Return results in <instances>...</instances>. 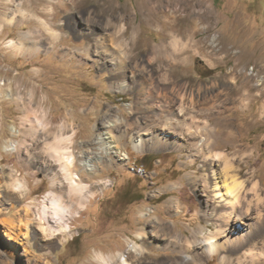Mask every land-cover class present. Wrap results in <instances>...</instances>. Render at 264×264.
I'll return each mask as SVG.
<instances>
[{
	"label": "rangeland",
	"instance_id": "obj_1",
	"mask_svg": "<svg viewBox=\"0 0 264 264\" xmlns=\"http://www.w3.org/2000/svg\"><path fill=\"white\" fill-rule=\"evenodd\" d=\"M62 1L0 0V264H100L98 252L126 253L133 240L146 248L141 264L179 260L176 233L199 239L220 223L210 215L223 202L207 158L217 150L232 160L250 203L227 231L262 229L230 254L232 264L241 254L242 264H264V0H194L196 15L206 2L209 30L201 18L196 29L183 19L144 20L138 0ZM173 37L178 49L168 44ZM163 41L165 52L154 51ZM118 46L124 67L118 54L110 59ZM174 117L170 131L165 122ZM111 120L119 129L109 137L128 158L102 153L95 173L80 171L94 195L84 191V208L72 204L69 231L42 234L32 218L26 235L13 222L17 239L9 240L6 219L16 221L28 204L41 211L50 190L67 196L58 141L77 160L100 152L96 137ZM151 129L158 145L136 150L131 138ZM201 136L209 137L205 148ZM189 264L220 263L214 254Z\"/></svg>",
	"mask_w": 264,
	"mask_h": 264
},
{
	"label": "bare ground",
	"instance_id": "obj_2",
	"mask_svg": "<svg viewBox=\"0 0 264 264\" xmlns=\"http://www.w3.org/2000/svg\"><path fill=\"white\" fill-rule=\"evenodd\" d=\"M193 1L194 0H138V3L141 8H144L147 11L146 15H144V20L156 21L159 19L163 20L169 18H174L175 20L183 19L192 22L191 28L196 29L197 22L195 21V18H201L205 23H207V26H205L204 29L209 30V26L211 23L210 21L211 13L209 8L205 4L206 2L204 3L203 1H201L203 9L199 13H197L198 15L197 16L194 10L196 3H194ZM60 2L64 3V1L62 0H60ZM164 5H166L168 9H165ZM179 8L185 11V13H181ZM179 11L180 13H178ZM132 37L134 36L132 35ZM211 40L214 41L215 38L213 37ZM165 43L166 42L163 41L159 43L156 47L153 46L152 48L154 51L156 52L161 51L162 53V51L165 52L168 44H170L172 48L176 49L179 43L181 44L182 41L180 42V40L178 41L176 37H173L172 40L167 45ZM34 45L35 44L32 43V45L27 46L26 49L29 50L33 48ZM107 48L108 47H105L104 50H107ZM181 48H183V46ZM23 49L25 48L23 47ZM110 52H111L109 53V55L111 56L110 59L113 60L115 56H117L118 54L119 60L122 64L121 66L124 67L125 66L124 62L127 58L126 51L122 47L118 46L117 50L110 49ZM122 87L123 88L126 87V84L123 83ZM179 106L180 107L178 109V112L179 114H181L182 112H184V110H183V106L181 105ZM176 118L177 117H174L170 119V121L165 122L166 124L169 125L168 127L171 128L170 131H172L173 128H177L175 127L177 121ZM183 120H185V118H183ZM191 121H193V119H191ZM182 124H179L181 126L178 127L181 128ZM105 126H107L105 131H103L102 134H99L96 137V142L99 143L100 152H94V153L89 152L90 154L89 153L87 154L86 152L84 153V151L79 152L78 155L81 157V159L79 160H77L76 156L73 154L72 149L70 147L61 146L60 141H58L59 144L53 147V154L56 155L55 160L58 161V163L62 166V168L65 169V171L63 169L60 170L61 172L62 170L63 172H66L64 174L68 181L67 182L65 179V181L68 183L67 185L68 191L66 190L67 196L65 195L66 197H64V194L62 195L60 193H57L55 190H50L48 192L47 199L43 200L41 211H38L39 209L36 206V204L34 206L35 208L34 207L32 208L28 204L24 207V213L22 215L20 214V216L16 221L6 219L4 222L6 228H3V232L7 235L9 240L17 239V233L14 232L12 229H10V226H12L11 224L13 222H15V224L18 225L20 229H22L23 235L24 234L26 235L28 233V229L32 218H36L39 221L40 224L38 225V227H36V229L39 230L42 234H45L47 232V229L51 233L53 232L54 234L57 233L59 234L61 230L63 233H67V231H69L70 223L68 221L69 219L68 215L72 208V204L78 209L84 208L85 206L84 201L87 198V197L85 198L86 194L84 195V191L88 192L90 196L94 195V193H92V190L88 189L87 185L81 184L82 178L80 175L81 174L80 171L81 172L84 171L89 174L95 173L97 171L96 163H100L103 160V157L106 156L105 155L102 157L101 155L102 153L105 154L112 153V155L114 154L116 157H118V159L121 160H125L126 158H128V152L126 151V149L122 148L119 144H117L118 141L115 144L114 142L116 141L113 142V139L111 140L108 134V132H111L110 134H112L115 128L119 129V126H117V124H115L113 120L107 121ZM165 126L166 125H163L162 128ZM184 126L186 127L190 125H184ZM153 131L154 129L146 130L143 131L142 133H138L134 137L132 136L133 137L131 138L132 146L138 151L145 149H153L156 145H158L161 138V137L159 138V134H157L158 132H155V134H153L152 133ZM221 133L222 131L217 130L216 132H214L213 135L216 136V135H220ZM225 134L231 135L232 133L228 131ZM208 138H209L208 136L207 137L201 136L199 138L200 147H203L204 145L208 146L206 145L208 142ZM118 139H120V137ZM213 157L214 158L217 157L219 158V160H221L222 163L221 169L217 170V168H215V162ZM207 158H209L208 164L210 165V173L212 176L211 186L214 191V196L220 198L219 200L223 202L220 205V208L216 209L215 212L211 211L210 215L212 217H216V219H218L220 223L219 222H218L219 224L215 223L216 230L214 231L209 230V232H207L206 235H204L202 238L199 239H197L196 237L188 238V236L185 237L181 233H176L174 235V238H172L170 242L171 245L177 248L182 255L180 257H177L179 260L175 258L177 261L172 259L171 262L167 264H175L176 262L180 264H189L194 261H203V259L211 257L212 255L214 256V254L218 255V260L220 264H232V259L230 257V254L238 253V252L240 253L241 249H243L244 247L248 248V246L250 245V239L252 237L258 236L262 232V229L259 228L260 226H256L257 224L255 225L256 229H254L255 227L252 224L250 225L251 228H247L245 231L239 229L236 232L227 231V229L230 228L229 226L233 225V221H237V219L239 220L240 218H244V216L248 214L250 203L245 201L246 199L244 200L245 198L244 183L236 176L235 173L232 172L233 165L231 164L232 160L230 161L229 156H227L226 153L217 150L211 152V154H209ZM20 185L21 184H18L14 188L17 190L18 186ZM256 186L257 184L255 182L253 184L252 189L255 190ZM198 188L201 190L205 188V185L201 183L199 184ZM255 194L258 195V192L256 191ZM73 195L75 197H73ZM36 210L37 212H35ZM257 217L258 219L260 218L259 213ZM45 222L48 223L49 227L47 225L46 226L43 225ZM56 231L57 233H55ZM143 236H144V231L140 228L137 231V237L141 239ZM7 247L11 248L10 243L7 244ZM129 247L130 249L127 250L126 253L119 252L117 250L118 252L116 253H108L107 255H104L100 251V253L98 252L97 254L98 256L97 258L100 264H141L142 254L146 252V248L137 240H133L131 242V246L129 245ZM249 254H250L249 257L251 259L250 260L251 262L256 260L254 257L255 256L254 251ZM241 255L237 257V264L243 263L244 256L242 257ZM262 256H264L263 252H262Z\"/></svg>",
	"mask_w": 264,
	"mask_h": 264
}]
</instances>
